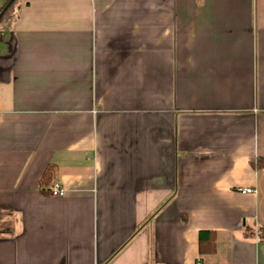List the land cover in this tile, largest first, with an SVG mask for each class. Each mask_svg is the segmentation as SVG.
Segmentation results:
<instances>
[{
	"label": "crops",
	"instance_id": "obj_1",
	"mask_svg": "<svg viewBox=\"0 0 264 264\" xmlns=\"http://www.w3.org/2000/svg\"><path fill=\"white\" fill-rule=\"evenodd\" d=\"M261 158L264 0H19L0 23V264H264Z\"/></svg>",
	"mask_w": 264,
	"mask_h": 264
},
{
	"label": "trees",
	"instance_id": "obj_2",
	"mask_svg": "<svg viewBox=\"0 0 264 264\" xmlns=\"http://www.w3.org/2000/svg\"><path fill=\"white\" fill-rule=\"evenodd\" d=\"M16 1L17 0H8V2L5 5L0 7V14H2V16L0 18V23L3 22L6 19L7 15L11 11V9H13V6L15 5ZM256 166L263 167L264 166V158L259 159L258 162L256 163ZM55 170H56V166L54 164H51L48 167V169L46 170V172L43 175L42 180H41L43 185L50 184L51 181H53ZM0 221H1V215H0ZM205 241L207 243H211L213 241V243H214V234L211 233L209 235V238H207V239L204 238V235L201 236V238H200V250H201V252H203L204 249H205V247H204L205 244H206Z\"/></svg>",
	"mask_w": 264,
	"mask_h": 264
},
{
	"label": "built area",
	"instance_id": "obj_3",
	"mask_svg": "<svg viewBox=\"0 0 264 264\" xmlns=\"http://www.w3.org/2000/svg\"><path fill=\"white\" fill-rule=\"evenodd\" d=\"M244 193H250L254 190L250 187H244L241 189ZM66 193V189L62 187V185L59 182H55L52 187L50 188V194L53 196L61 197L64 196ZM194 264H202V261L200 259H197Z\"/></svg>",
	"mask_w": 264,
	"mask_h": 264
},
{
	"label": "rangeland",
	"instance_id": "obj_4",
	"mask_svg": "<svg viewBox=\"0 0 264 264\" xmlns=\"http://www.w3.org/2000/svg\"><path fill=\"white\" fill-rule=\"evenodd\" d=\"M18 2H19V0H17V2L15 3V5L13 6V9H11V11H10L11 13L16 11V9L18 7ZM10 12H9V14H10ZM9 14L7 15V18L9 16ZM1 224H2V222L0 221V226H1Z\"/></svg>",
	"mask_w": 264,
	"mask_h": 264
},
{
	"label": "water",
	"instance_id": "obj_5",
	"mask_svg": "<svg viewBox=\"0 0 264 264\" xmlns=\"http://www.w3.org/2000/svg\"><path fill=\"white\" fill-rule=\"evenodd\" d=\"M2 14H0V18H1Z\"/></svg>",
	"mask_w": 264,
	"mask_h": 264
}]
</instances>
